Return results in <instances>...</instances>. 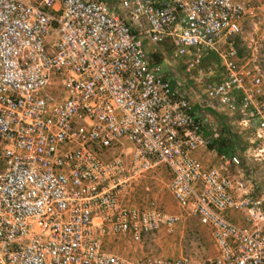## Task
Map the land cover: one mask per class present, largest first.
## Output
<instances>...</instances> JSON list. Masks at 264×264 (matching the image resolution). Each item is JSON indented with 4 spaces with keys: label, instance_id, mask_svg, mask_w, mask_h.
<instances>
[{
    "label": "built area",
    "instance_id": "1",
    "mask_svg": "<svg viewBox=\"0 0 264 264\" xmlns=\"http://www.w3.org/2000/svg\"><path fill=\"white\" fill-rule=\"evenodd\" d=\"M255 10L243 0H0V264H264V199L235 195L237 155L212 167L196 156L211 140L147 49L169 42L187 72L216 53L222 77L205 95L245 115L264 154V72L233 43ZM159 164L214 256L105 247L179 222L126 198Z\"/></svg>",
    "mask_w": 264,
    "mask_h": 264
},
{
    "label": "rangeland",
    "instance_id": "2",
    "mask_svg": "<svg viewBox=\"0 0 264 264\" xmlns=\"http://www.w3.org/2000/svg\"><path fill=\"white\" fill-rule=\"evenodd\" d=\"M248 2L254 4L255 7L258 6L252 0ZM259 11L264 14V10L256 9V16L254 17L261 22L262 14ZM245 28L243 34L233 38V43L237 46L239 55L244 62L252 56L251 54H254L264 71V37H260L254 43L249 44L248 32L245 31ZM147 49L154 60L159 61L161 64L173 65L180 72L185 71V58L173 59L169 42L148 45ZM185 73V80L195 83L196 86H199V91L204 92L208 84L220 81L222 68L219 59L213 57L204 63H200L194 70ZM233 127L242 136L243 143L251 147V151L245 153L247 155L244 157V162L251 161L250 166L246 163V173L248 174L246 176L253 177V181H256L258 185L260 182L264 185V154L259 152L261 143L256 138L254 127L245 126L244 124L238 125L237 123ZM160 166L164 167L163 164H159V166L155 167V169L153 168L141 178L136 186L128 189L126 198L135 204L154 198L170 212L179 213L180 210L164 186L166 183L165 177L159 174L161 173L159 170ZM251 187L250 196L252 198L264 197V186L255 189L253 186ZM105 247L120 256L130 258L144 255L164 257H179L183 255L197 260H205L214 256L216 252L208 228L201 225L197 219L185 214L171 230L162 229L155 235L144 236L140 242H132L126 238L108 242Z\"/></svg>",
    "mask_w": 264,
    "mask_h": 264
},
{
    "label": "crops",
    "instance_id": "3",
    "mask_svg": "<svg viewBox=\"0 0 264 264\" xmlns=\"http://www.w3.org/2000/svg\"><path fill=\"white\" fill-rule=\"evenodd\" d=\"M243 1H251V0H243ZM252 1L258 4L257 0H252ZM251 5L255 6L254 4ZM256 9L263 11L264 5L258 4V6H256ZM259 13L261 12L259 11ZM261 14H262L261 22L259 20L257 21L255 17L249 15L246 17L243 23V32H244V28L246 27L245 31L248 32L247 36H248L249 44L254 43L255 40H257L260 37L261 38L264 37V14L263 13ZM213 57H217L219 59L216 53L211 52L205 55L201 63H204L205 61H208ZM238 57L240 62H244V60L239 55V51H238ZM184 62H185L184 66L186 67V60ZM162 66L165 76L170 78V80L172 81L175 87H178L183 90L185 95L188 97V99L194 106L197 118L199 119L202 125V135L204 137L210 138L211 140V144L208 147H201L197 149V151L195 152L196 156L202 161L205 167H212V166H221L223 163L222 159L227 158L231 155H237L240 158V164L238 166L235 165L230 166V176L234 177L235 182H237L235 186L237 189H239V191L236 190L235 195L240 196L243 195L244 193L246 194L247 197L252 198L250 196V187L253 186V188L255 189L257 187L261 188L264 185L261 182L258 185L256 181L255 182L253 181V177L246 176L247 174L246 163L250 166L251 161L249 160L247 162H244V157L247 155L245 153L251 151V147L250 145H245L243 143L242 136L238 131H236V129H234L233 126H235V124L237 123L238 125L244 124L245 126L248 125L254 127L255 129V125L252 122H250V120L247 119L245 115L229 110L227 107L220 105V103L216 99L208 98L205 95V92L199 91V86H196L195 83L186 81L184 77L186 75L185 72H187L186 69L185 71H182L183 72L182 73L178 69H176L173 65L162 63ZM159 170L161 171V173L159 174L160 175L162 174V176L165 177L166 179V183L164 184V186L168 190L167 184L170 181L171 173L165 165L164 167L160 166ZM238 182H241L243 185L238 184ZM252 199H264V197L252 198ZM150 200L155 201L156 204L165 212L178 215L180 218L183 217V214L188 215L187 213H184L177 206L176 203H175L176 206L180 210L179 213L170 212L168 209H166V207H164V205H162V203L160 202L158 203V201L154 198H150ZM226 217L230 221L235 222L239 225H243L245 222L244 215L240 212H233V211L227 212ZM158 232L159 231L155 233ZM155 233L151 235H155Z\"/></svg>",
    "mask_w": 264,
    "mask_h": 264
}]
</instances>
